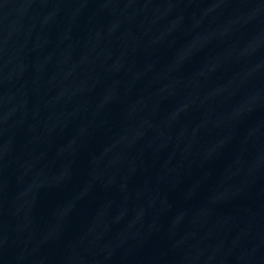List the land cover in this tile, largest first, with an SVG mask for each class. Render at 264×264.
<instances>
[{
  "label": "water",
  "instance_id": "water-1",
  "mask_svg": "<svg viewBox=\"0 0 264 264\" xmlns=\"http://www.w3.org/2000/svg\"><path fill=\"white\" fill-rule=\"evenodd\" d=\"M0 264H264V0H0Z\"/></svg>",
  "mask_w": 264,
  "mask_h": 264
}]
</instances>
